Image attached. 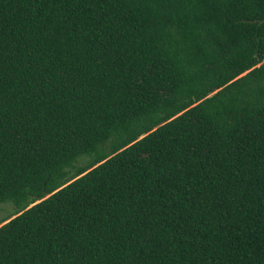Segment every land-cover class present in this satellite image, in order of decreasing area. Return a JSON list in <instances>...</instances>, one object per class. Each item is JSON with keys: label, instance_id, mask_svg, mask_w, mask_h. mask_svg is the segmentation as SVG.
<instances>
[{"label": "trees", "instance_id": "16d2710c", "mask_svg": "<svg viewBox=\"0 0 264 264\" xmlns=\"http://www.w3.org/2000/svg\"><path fill=\"white\" fill-rule=\"evenodd\" d=\"M262 19L264 0H0V264H264V105L228 84Z\"/></svg>", "mask_w": 264, "mask_h": 264}, {"label": "snow or ice", "instance_id": "6c2138e0", "mask_svg": "<svg viewBox=\"0 0 264 264\" xmlns=\"http://www.w3.org/2000/svg\"><path fill=\"white\" fill-rule=\"evenodd\" d=\"M73 3L79 2V0H72ZM120 2V0H117ZM201 2V0H123V4L127 5L129 8L133 6H140L143 4H181V5H190L195 7ZM233 2H245V0H233ZM261 25H264V19L258 22ZM246 69V70H245ZM258 72H264V45L258 46L254 54L250 57L248 63L244 64L243 67L235 68L232 71L231 78L228 80V84L231 85L232 89H239L242 92V100L255 103L257 100L264 105V79L257 80ZM2 71H0V78H2ZM225 90H229L228 86L225 85ZM217 91H221L217 89ZM213 99L216 98L215 93H210ZM202 107V106H201ZM4 110L3 99L0 98V112ZM188 116L182 117L184 119H190L193 128L201 127L202 122L201 118L196 115L199 111L198 109L188 110ZM0 132H2V121H0ZM264 141V135L260 137ZM148 159H152L151 153L145 154ZM163 155V154H162ZM36 202L40 204V207L43 208L45 205L42 203L43 193L39 197H34ZM179 199V197H177ZM31 207V205H30ZM33 211L36 209L33 207ZM56 216H49L47 219L42 218V223L44 227L54 230L61 231V227L68 228L69 225H58L56 223ZM11 224L8 219H3V222H0V254L4 250V233H6ZM61 252V257L72 258L75 255L76 250H74L68 243L62 245L61 249H58ZM142 251V250H138ZM82 255V253H81Z\"/></svg>", "mask_w": 264, "mask_h": 264}, {"label": "rangeland", "instance_id": "374dc122", "mask_svg": "<svg viewBox=\"0 0 264 264\" xmlns=\"http://www.w3.org/2000/svg\"><path fill=\"white\" fill-rule=\"evenodd\" d=\"M85 157H80L78 160L81 162H84ZM83 160V161H82ZM16 210V206L12 201H5L2 202L0 204V220L4 217H6L7 215L11 214L12 212H14Z\"/></svg>", "mask_w": 264, "mask_h": 264}]
</instances>
